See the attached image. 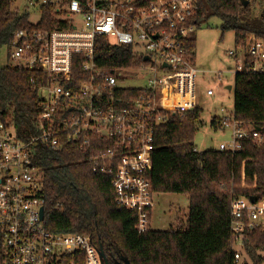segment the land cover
<instances>
[{
  "label": "built area",
  "instance_id": "1",
  "mask_svg": "<svg viewBox=\"0 0 264 264\" xmlns=\"http://www.w3.org/2000/svg\"><path fill=\"white\" fill-rule=\"evenodd\" d=\"M29 3L38 10L42 5L52 7L58 25L16 30L7 45L8 58L16 67L42 73L45 82L38 88L36 132L27 139L21 138L0 112V264H58L68 255L81 258L83 264H102L98 247L87 237L52 233L45 228L42 175L33 164L36 145L59 150L73 142L86 150L93 139L108 143L91 159L93 172L106 171L112 162L118 163L111 181L115 204L136 214L138 233L147 231L154 194L148 177L154 129L169 112L195 106L198 69L189 46L197 27L193 1ZM97 35L130 48L138 65L122 69L98 66L94 59ZM227 55L234 60V67L227 71L234 82L238 73L260 76L264 82V41L254 33L248 34L244 46ZM75 63L80 65V78L73 75ZM126 78L143 85H124ZM119 89L139 92L125 97L118 94ZM207 94L212 95V91L207 90ZM189 98L191 101L185 103ZM220 112L221 116H212L214 124L227 131L228 138L219 143V151L234 153L246 143L264 144V113L258 120H245L236 117L234 107H222ZM229 210L234 261L238 263L247 232L264 233V196L255 202L234 196Z\"/></svg>",
  "mask_w": 264,
  "mask_h": 264
},
{
  "label": "trees",
  "instance_id": "2",
  "mask_svg": "<svg viewBox=\"0 0 264 264\" xmlns=\"http://www.w3.org/2000/svg\"><path fill=\"white\" fill-rule=\"evenodd\" d=\"M196 26L218 18L221 38L232 31L234 46L245 45L248 34L264 41V13H255L254 0H192ZM14 0H0V47L8 45L20 29L52 28L57 24L54 9L39 6L36 25L29 12L13 8ZM191 50L195 47L192 39ZM94 59L98 66L114 69L136 67L130 48L111 43L103 35L95 38ZM73 75L80 78V65ZM81 77H83L81 75ZM45 76L16 66H0V112L14 124L18 135L27 139L36 132L35 118ZM234 112L237 118L258 120L264 113V82L260 76L238 73L234 82ZM131 97L137 89H119ZM202 110L169 112L153 132L152 169L148 172L154 193H178L187 197L184 224L165 230L136 229V214L118 208L111 184L112 162L106 171L93 172L91 159L108 143L93 139L86 150L66 143L52 150L36 145L33 164L42 175L44 226L52 233H77L87 237L105 256L125 255L131 264H237L230 233V200L234 196H264V144L246 143L234 153L210 148L197 151L195 132L202 125ZM211 126L215 127L212 117ZM242 264L264 263V233L247 232ZM58 264H83L73 255Z\"/></svg>",
  "mask_w": 264,
  "mask_h": 264
},
{
  "label": "rangeland",
  "instance_id": "3",
  "mask_svg": "<svg viewBox=\"0 0 264 264\" xmlns=\"http://www.w3.org/2000/svg\"><path fill=\"white\" fill-rule=\"evenodd\" d=\"M12 7L19 12H29L31 23H36L40 18L39 10L32 6L29 0H14ZM253 8L257 14L264 13V0H254ZM219 25V19L213 17L201 26H197L191 34L195 40L192 60L198 69L194 101L195 106L202 110L200 116L202 125L193 138L197 151L216 149L220 142L227 140L228 132L212 127L210 121L212 116H221L222 107L233 110L234 106L233 75L227 72L229 68L234 67V60L227 55L230 50L236 51L234 37L232 31H226L221 38ZM5 65L15 66V63L8 58V46L3 45L0 47V66ZM217 73L221 75L220 78L216 77ZM124 85L139 87L143 83L126 78ZM227 86H231V89H227ZM207 90H211L212 95H208ZM187 204L185 194L154 193L150 228L165 230L170 226L183 225ZM240 253L241 257L237 264H242L246 258L243 252Z\"/></svg>",
  "mask_w": 264,
  "mask_h": 264
},
{
  "label": "water",
  "instance_id": "4",
  "mask_svg": "<svg viewBox=\"0 0 264 264\" xmlns=\"http://www.w3.org/2000/svg\"><path fill=\"white\" fill-rule=\"evenodd\" d=\"M241 2L244 5H247L249 3V0H241ZM226 88L230 90L231 86H227ZM257 199H258V195H252V196L249 197V200L251 202H255ZM41 216H43V209L42 208H41ZM98 251H99V256L101 258L102 264H109L108 260H107V257L105 256V254H104V252H103L101 247L98 248ZM116 253H117L119 261H121V264H131L129 262L128 258L125 255L119 254L118 250H116Z\"/></svg>",
  "mask_w": 264,
  "mask_h": 264
},
{
  "label": "flooded vegetation",
  "instance_id": "5",
  "mask_svg": "<svg viewBox=\"0 0 264 264\" xmlns=\"http://www.w3.org/2000/svg\"><path fill=\"white\" fill-rule=\"evenodd\" d=\"M107 258L109 264H121V261H119L118 256L110 255Z\"/></svg>",
  "mask_w": 264,
  "mask_h": 264
},
{
  "label": "bare ground",
  "instance_id": "6",
  "mask_svg": "<svg viewBox=\"0 0 264 264\" xmlns=\"http://www.w3.org/2000/svg\"><path fill=\"white\" fill-rule=\"evenodd\" d=\"M186 100V102L185 103H189L190 101H191V98H189V99H185ZM177 101H179V100H173V103H177ZM181 102V101H180ZM182 102H184L183 100H182ZM168 103H170V102H168ZM185 103L184 104H182V105H185ZM181 105V106H182Z\"/></svg>",
  "mask_w": 264,
  "mask_h": 264
},
{
  "label": "crops",
  "instance_id": "7",
  "mask_svg": "<svg viewBox=\"0 0 264 264\" xmlns=\"http://www.w3.org/2000/svg\"><path fill=\"white\" fill-rule=\"evenodd\" d=\"M192 39L194 40V38H193V37H192ZM194 42H195V40H194ZM194 48H195V47H194ZM193 50H194V49H193ZM193 50H192V51H193ZM194 107H195V106H194ZM190 110H191V109H190ZM216 149H217V148H216ZM217 150H218V149H217ZM150 220H151V216H150Z\"/></svg>",
  "mask_w": 264,
  "mask_h": 264
}]
</instances>
